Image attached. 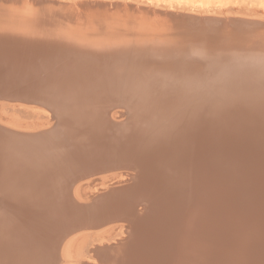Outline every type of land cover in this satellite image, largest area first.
I'll return each instance as SVG.
<instances>
[{
    "label": "bare ground",
    "instance_id": "obj_1",
    "mask_svg": "<svg viewBox=\"0 0 264 264\" xmlns=\"http://www.w3.org/2000/svg\"><path fill=\"white\" fill-rule=\"evenodd\" d=\"M16 1L20 2L22 0H20V1L16 0ZM7 2H6V5H7ZM35 2H36L35 4H37V1H35ZM8 4H9V2H8ZM116 4H114V5H116ZM205 4H206V2H205ZM0 5H2V4H0ZM20 5H21V3H20ZM62 5L63 4L61 2V8H62ZM68 5H70V4H68ZM154 5H155V3H154ZM7 6H9V5H7ZM7 6H6V8H8ZM47 6H49V5H47ZM57 6H60L59 2H58ZM57 6H56V8H57ZM64 6H66L65 3H64ZM80 6H82V5H80ZM86 6H88V5H86ZM94 6H96V5H94ZM117 6H118V4H117ZM10 7L12 8L11 5H10ZM21 7H20L21 11L19 12L20 17H18L19 15L15 16V14H16L15 11L9 12L10 9H9V11H8V9H6V11L8 13L0 14V16H1L0 18L6 19L5 20L6 25L11 24V26L7 27V26L1 25V23L3 21L0 22V25H1V27H0V122L2 123V124L0 123L1 126H3V127L9 126L7 128L12 129L14 131H17L19 133H24V132H22V128L30 129L31 127H34V128L39 127L38 125H40V124L43 125V123H41L40 119L38 122H35L34 124H32V122H30L29 120L26 121V119H23L22 117L24 115L22 116L23 113L21 114V109H19V107L16 104L5 102V101H11V100L7 99L9 96L6 95L7 93H5V91H8V93H13V92L15 93L18 91H20V92L29 91V93H31V92L42 93L44 96L45 95L47 96V99L45 98L43 100V103H45L46 105L52 106L54 108L58 107L56 105V103L58 104L59 101H61V97H63L65 94H67L65 91H63L61 89L62 88H69V87H71V85H77L79 88L81 87L82 90H83V88L89 89V87H91V86L96 87L97 93L99 92V97H100V91L101 90H102L101 93L103 96L100 97L102 100H100L101 104H99V105H97V104L94 105L95 103L94 104L92 103L93 105L89 104V106L88 105L87 106L82 105V109L85 106L87 108L89 107L88 110H86L87 108H84L86 110L84 113H81L84 111V109L83 110L81 109L82 111L79 112V115H81V116L83 115V117L80 118L81 121H83V123L80 122V120H79L80 123L77 121L74 123L72 120H76V119L72 118L71 115L70 116L69 115H63L64 112L62 110H64V109H59L57 111H59L60 114L56 115L58 117V119H57L58 121L55 120L58 123H57L56 129H53L54 131L52 130L50 133L47 132V133H43L41 135H34L35 133H30V135H22L21 136V135L15 133L13 131L9 130L10 132H8V131H5L4 129L2 130L0 128V131H1L0 132V145H4V147H7L10 145L13 146L14 144L18 145L19 143H21V145L23 144L24 147L27 149V152L24 153L25 160L29 161V160H32V155H33L32 153L34 152L33 147L36 148L37 146H39L40 148H43L44 145L52 144L54 142V140L57 139V137H58L57 135H59V133H65V134L67 133V135H69V137L70 136L73 137L74 135H78V133L80 135V133H82V132H91V130H89V129H93V128H91L89 125L83 126L84 124L87 125V123H89V122L90 123L92 122L91 125L94 128L96 127L97 130L99 129L98 131H100V129H102L101 131L105 132L106 135L111 133L112 138H114L113 145L110 144L112 147L113 146L117 147L118 143L124 139L123 137H126L127 138L126 141H128V142L126 143V141L125 142L123 141L124 143L127 144L126 148L124 150L127 154H130L132 151L133 152L135 151L134 156H137L136 158L138 160L136 161V159H135V161L133 163H134L135 168L137 169L136 171H137L139 177H137V178L135 177L136 180H133L136 182L133 183V184H135L134 186L130 187V189H129L130 192L128 191V189H126V191H125L126 193H125L123 190L124 188L120 189V190H123L121 192V194L116 193V192L113 193L112 198L107 199V201H108L107 203L112 204V206L119 207L118 211L121 212L120 216L123 215L121 217H124L126 219V221H128L130 223V228L132 229L133 235L140 236L142 238V241L147 243L146 245H149V246L140 247V248H132L128 251L125 250V252H127V253L123 252V254L126 255L125 260H127L128 262H132L139 255L146 253L144 251H156L158 258H157V260H155V258H154V260L157 261L154 264H196L198 262L200 264L201 263L200 261H203V262L209 261V264H264V237H263L264 234H262V233H264V113H262L260 116L258 115L260 113L259 109H261L258 106L264 105V104H262V103H264V95H263L264 92H261V94L259 96V98L261 97L260 98L261 100L256 101L255 99H252V100H248L247 102H244L243 104H241V106L238 105V107H240V109L242 110V113L244 115H249V116L252 115L253 116L255 114V111H258L257 116H259V118L257 117L258 119H256L255 121H254V119H251L253 121H251L249 123H245L247 121L246 120L244 122L245 125L240 124L241 126L239 127L238 126L239 123L237 124L238 121H236V123H235V120L232 117V115H234V114H231L230 110H229L230 114H228V112L226 110L227 108L232 107L231 104H228L230 101V97H232V96L234 97V95H236L235 92L237 91V89H236L237 85L235 82H227L226 81L227 84H224L225 87L224 86L222 87L223 89L225 88L224 91H222L220 94L219 93L215 94L216 96L214 95V97H212V100L210 99L211 101L207 100L208 98H205V100H203L204 99L203 98L204 93H202L203 94L202 100L200 98L199 101L193 102V100H195L194 98L196 97V96L193 97V99L191 100V98H192L191 92L193 91L194 86L192 87V85H190V84H188L189 86L185 85L189 78H186V77L184 78V75L188 70L187 69L185 70L184 67L181 65H180L181 68L184 69L186 72L184 73V71H183L184 74L179 72L180 74L178 73L179 74L178 76L176 74L177 77L175 78V80H177V81H175L176 85L175 84L174 85L175 86L178 85L179 87L185 85L186 87H183L182 88L183 91L181 90L180 93L175 92L173 94V92L168 91L169 90L168 86L171 85L170 79L174 83L173 77H171L172 73H170L171 76L168 75L169 77H171L168 80H167V78H166V80L163 79V78H165V76L163 77L161 75L169 74L168 72H170V71L172 72L173 66H176L177 63L179 64V62H177V60H176L177 58L174 59L177 62L176 64H175V62L171 61L173 59L172 58L170 61H171V63H174L175 65L174 64H173V66L171 65L172 67L170 68L171 69L170 71L167 70L168 67H170V64H169V66L166 65V64H168L167 62L170 63V61L166 60V63L164 62V64L163 63L160 65L158 64L159 68H152V71L148 69L147 71L144 70L142 72H138L140 74V76H137V77H134L132 75V77L137 78L136 80H138V77H139V79L143 78V80H144V78L147 75L148 76L151 75L153 78L152 79L153 82L160 79V76H161L162 81L163 80L164 81L160 84H157L155 82L156 86L159 87L160 90H158L159 88H157L155 86V87H152V92H151L149 89L146 90V88H149V87L147 86V84L145 85V83H143L145 80H147V83H149L148 78H150L151 76L150 77L147 76L148 78L145 79L143 82H141V79H140V81L132 80V83H130L131 72L132 71L135 72L134 71L135 69H133V68H135V66H137V64L135 65L132 62V60L129 59L132 57L131 54L125 53V52L122 53L121 51L118 52V46L119 45H116V42L114 45H111L112 42L111 43L110 42H108V43L104 42L101 38L102 34H99L100 36L98 35V37H100L102 42L106 43L108 46H102L103 44L101 45L99 42H96V41H98V39H96V41H95L96 43H85V40L82 39V37H83L82 34H79V33L74 34L73 32L65 30V28L64 29L63 28L58 29L59 26L54 27L56 22L54 23V25H51V27L48 25H45V26H48V27H45L44 24L42 25L43 21H41L40 24L42 27H37L36 26L37 23L34 21V19H37V16H40V17L43 16L44 22H46V24H47V22L50 21L49 19H51L52 17H53V19L56 18L54 16V14H57L58 12L55 13L52 11L51 14H48V12H47L48 15L46 14V16H45V14H44L45 9L43 12V7L37 8L38 6H36L37 9H31L32 7H29V6H25V7L23 6L22 8ZM73 7H76V6H73ZM100 7H101V5H100ZM102 7H103V4H102ZM114 7H116V6H114ZM56 8H54V9H56ZM86 8H88V7H86ZM89 8H90V6H89ZM91 8L89 10H91ZM131 8L129 9V11L131 10ZM147 8H149V7H147ZM76 9H77V7H76ZM76 9L73 11H76ZM1 10H2V8H1ZM1 10H0V12H1ZM64 10H65V8H64ZM54 11H56V10H54ZM99 11H100V8H99ZM102 11H103V8H102ZM171 11H173V10H171ZM90 12L91 11H89V15L92 13H95V12H92V13H90ZM114 12L118 13L117 11H115V9H114ZM119 12H121V11H119ZM133 13L134 12H132V14ZM85 14H86V12L83 15L86 16ZM103 14H100V15L102 16ZM22 15H26V16H22ZM59 15H61V14L59 13ZM66 15H67V17L70 16V15L68 16L67 13H66ZM74 15L76 16V14H74ZM97 15H98V13H97ZM100 15H98V16H100ZM140 15H141V12H140ZM187 15H189V14H187ZM117 16H118V14H117ZM120 16H122V15H120ZM130 16H131V13H130ZM71 17H73V15ZM71 17H69V20L71 19ZM95 17H96V15H95ZM97 17L94 18V20L95 19L97 20ZM43 18H41V19L43 20ZM100 18H98L99 22H100ZM102 18H103L102 20H104L103 16H102ZM115 18H116V16L114 17V19ZM117 18H120V17H117ZM168 19H170V18L168 17ZM191 19H190V22H191ZM0 20H2V19H0ZM66 20H67V18H65V21ZM102 20L100 23L95 21V24L96 23L98 25L102 24L103 23ZM107 20H108V18H107ZM135 20H134V22H135ZM259 20L261 21V19H259ZM73 21H76V20H73ZM106 21H104V22L106 23ZM244 21H245V19H244ZM253 21H255V20H253ZM51 22H54V20H52ZM51 22H50V24H51ZM84 22L85 21H83V23ZM92 22L94 23V21H90V23H92ZM107 22L108 23L110 22V18H109V21H107ZM134 22H131V23L134 24ZM154 22H155V20L153 21V23ZM175 22H176V19H175ZM214 22H218V21L215 20ZM261 22H259V24ZM74 23L76 24V22H73L72 24H74ZM64 24H65V22H64ZM70 24L71 23H69V25ZM170 24H172V23H170ZM255 24H256V22H255ZM261 24H263V26H264V23H261ZM146 25H149V24H146ZM256 25H255V27H256ZM38 26H40V25H38ZM72 26H74V25H72ZM104 26H106V25L104 24ZM128 26H130V25L128 24ZM229 26H230V23H229L228 27ZM242 26L243 25H241V27H238L237 29L242 28ZM100 27H101V25H100ZM100 27H98V28H100ZM255 27H254V25H252V28H250V27L249 28L251 30H253V28H255ZM261 27H262V25H261ZM122 28H123V25H122ZM126 28H127V26H126ZM146 28H148V27H146ZM215 28H216V26H215ZM249 28H247V29H249ZM127 29H129V28H127ZM183 29H185V27ZM198 29H199V27H198ZM222 29H224V28H222ZM247 29H246V32H247ZM101 30L103 31L104 29L101 28L99 30L100 33H102ZM148 30H150V28ZM195 30H196V27H195ZM202 30H201V32H203ZM215 30L219 31L217 29H215ZM240 30L241 29H239L238 31H240ZM251 30H249V31H251ZM255 30L258 31L261 29L257 28ZM135 31H133V32H135ZM142 31H143V29H142ZM212 31H214V30H212ZM227 31H226V33H228ZM119 32H120V29H119ZM129 32L133 33L132 30ZM165 32H163L164 36L162 34V36L164 37V39L162 38L163 40H166L165 39ZM192 32H191V34H192ZM149 33L151 34V32H149ZM149 33L146 34L145 36L143 35L145 37V39L142 38L141 35H140L141 37L140 36L137 37L138 38L137 40H138V42H141L140 43L141 45H143L142 43H144L145 40L147 41V39H148V41H150L149 39L150 38L152 39V37L154 39V36H153L155 34L154 32H153V34H151L152 36H150V38L146 39V37H148L147 35H149ZM187 33H189L188 30H187ZM257 33H260V32L258 31ZM95 34H97V33L95 32ZM122 34H121V38L119 36H117L116 38L119 37L120 39H122ZM141 34H143V33H141ZM157 34H155V35H157ZM209 34H210V32H209ZM240 34L243 35L242 33H240ZM108 35L109 34H107V35L105 34V36H108ZM131 35L129 34V38H131L130 37ZM135 35L137 36L138 34H135ZM159 35H161V34H159ZM171 35H173V34H170L169 38H171ZM215 35H217V34H214L213 36H215ZM227 35H229V34H227ZM234 35H236V34H234ZM102 36H104V34ZM111 36H109L110 38L108 37V39L111 40V38H112ZM125 36H126V38H124V35H123L124 40L129 39V38H127L128 34L126 35V33H125ZM187 36L185 35L186 38H187ZM203 36H204V34H203ZM207 36H209V35H207ZM207 36H204V38H206ZM211 36L209 38H211ZM225 36H224V38H225ZM84 37H86V36H84ZM139 37H140V39L142 38V40H144V42L140 41ZM172 37L174 38V35ZM88 38H87V40H88ZM93 38H96L95 35L93 36ZM180 38H183V37L180 36ZM201 38H202V35H201ZM220 38H221V36H220ZM108 39L106 38V40H108ZM133 39H136V37H134ZM158 39H159V42H161L162 39L160 40V37ZM216 39H217V37H216ZM222 39H223V37H222ZM154 40H156V38ZM130 41L127 40V42H130ZM133 41H135V40H133ZM192 41H195V40L192 39ZM117 42H118V39H117ZM135 42H137V41H135ZM138 42H137V45H138ZM155 42L156 41H153L151 43L152 44L154 43V45L156 46L157 42L156 43ZM164 42H167V41H164ZM147 43H145V44H147ZM170 43H172V42H170ZM140 44H139V47H141ZM164 44H166V43H164ZM179 44L182 45L181 43H179ZM192 44H194V43H192ZM127 45L128 44L126 43V46ZM151 45H149L148 49L151 48ZM159 45H158V47H159ZM187 45L191 46L189 43ZM155 46H154V49L157 47V46L156 47ZM143 47H145V46H143ZM163 47H167V46L164 45ZM170 47H174V46L171 45ZM170 47H169V50L171 49ZM132 48L134 50V46ZM179 48L180 47L177 48V51H176L177 54H178ZM185 48H187V47H185ZM194 48H196V47H194ZM146 49H147V47H146ZM156 49L158 50L159 48H156ZM161 49H162V47H161ZM167 49H168V47H167ZM167 49H164V50H167ZM181 49H182V47H181ZM196 49H198V48H196ZM196 49L193 51H196ZM128 50H129V48H128ZM135 50H137V49H135ZM151 50H149V51H151ZM129 51H131V50H129ZM138 51H139V48H138ZM144 51H145V49H144ZM149 51H146V52L149 53ZM153 51L155 52L156 50H152V54H154ZM162 51L160 50V53H159V51H158V53L161 54ZM167 51H165V52H167ZM187 52H189V50ZM136 53L138 55V52H136ZM142 53L144 54V52H142ZM170 53H171V51H170ZM190 53H192V52H190ZM155 54H156V52H155ZM155 54H154V56H155ZM162 54L160 56H162ZM171 54L175 55V57L177 55L175 52L171 53ZM185 54H189V53H185ZM185 54H184V56H186ZM197 54H199V53H197ZM259 54L258 55L260 57H259V59L258 58L257 59L263 60L264 57L261 56V53H259ZM167 55H168V53H167ZM199 55H198V57H200ZM212 55H214V54H212ZM229 55L230 54L226 55V57L224 55L225 59L226 58L228 59ZM244 55L246 56V54H243V56ZM138 56H137V59H139ZM165 56H166V54H165ZM168 56L171 57L170 55H168ZM204 56L207 57L206 54ZM219 56H218V58H219ZM155 57L157 58V56H155ZM212 57H215V55ZM212 57H211V62H212ZM247 57H250V56H247ZM132 58L136 60V58H134V57H132ZM146 58L150 59L149 54L146 55ZM162 58H161V61L163 62V60H165L167 57L163 60H162ZM191 58H194L193 55L191 56ZM207 58H205L204 61H206ZM222 58L223 57H221L219 59L222 60ZM233 58L234 57H232V59ZM242 58L245 59L244 57H242ZM143 59H145V58H143ZM202 59H204V57ZM235 59H233V60L235 61ZM253 59H255V58H253ZM135 60H133V61L136 63ZM151 60H153V59H151ZM192 60L194 63L195 62L194 59H192ZM226 60L225 61L223 60V62H225V64L227 63ZM233 60H231V61H233ZM240 60H242V59H240ZM246 60H248V59H246ZM185 61H187V59ZM185 61H183L182 65H184ZM208 61H210V60H208ZM213 61L215 62L216 59H214ZM231 61H228V62L231 63ZM236 61H238V60L236 59ZM256 61L254 63L255 65L258 62V61L257 62ZM139 62H140V59H139ZM149 62L150 61L148 60L146 65H148ZM158 62L159 61H157V63ZM238 62L240 63V61H238ZM248 62H249V60H248ZM250 62L253 63V61L251 59H250ZM250 62L248 63L249 65H250ZM262 62H264V60ZM262 62H258V63L261 64ZM189 63H192V62H189ZM208 63H206V64H208ZM230 63H228V64H230ZM241 63H243V62H241ZM152 64H153V62H152ZM187 64H188V62L185 63V65H187ZM215 64H216V62H215ZM245 64H247V63H245ZM165 65L167 66V69H166ZM217 65H219V63ZM261 65L259 67H261ZM155 66H157V64H155ZM187 66H189V65H187ZM192 66H195V65H192ZM226 66L228 68H232L231 64L230 65L226 64ZM256 66H255V68H256ZM142 67H147V66H142ZM227 67L226 68L224 67V69H223L224 72L227 69ZM235 67L238 68V66H235ZM263 67H264V65L262 66V69H263ZM201 68H204V67H201ZM209 68L211 69L213 67H209ZM245 68H246V66L243 68V70ZM177 69H178V71L180 70L179 68H177ZM195 69H196V67H195ZM195 69L193 71H195ZM197 69H199V68H197ZM215 69H216L215 71L213 70L214 72L219 70L217 67H215ZM199 70H196V71H199ZM241 70L242 69L240 68V71ZM220 71H222V70H220ZM226 71H230V70L228 69ZM238 71H239V69H238ZM206 72H209V71H206ZM209 73H211V72H209ZM230 73H231V76H233L232 72H230ZM246 73H247V71L245 72V74ZM248 73L250 74L251 72H248ZM182 74H183V78H181ZM201 74H202V72H201ZM204 74H205V72H204ZM215 74L217 76V73H215ZM220 74H219V76H220ZM239 74H237V75H239ZM249 74H248V76H254V75H256V72L254 75H253V73H251L252 75L251 74L249 75ZM186 75H187V73H186ZM212 75H213V73H212ZM240 75L242 76V73ZM174 76H175V74H174ZM231 76L230 75L225 76L222 73V79H223V77L224 78L228 77V79H229V78H231ZM262 77H263V75L261 76V78ZM190 80H193V78ZM190 80H188V82ZM201 80H202V78H201ZM228 81H231V79H229ZM192 82L194 83V81H192ZM197 82L199 83L201 81L198 80ZM244 82H245V80H244ZM129 83L131 84V86ZM221 83H223V82H221ZM196 84L197 83L195 81V85ZM209 85H211V84H209ZM220 86L221 85L218 84V85H216V87L215 86H209V87L211 88V91L214 92V90H217ZM74 87L75 86H73V89H74ZM131 87L133 89H134V87H135V89H137V88L141 89V91L139 90L142 94L141 97L142 98H144V96H145V98L147 97L146 100H143V104L141 102V104L139 105V102H140L139 101L137 103L138 104L137 107L135 104L136 103L135 100L131 99V98H133L132 97L133 95L132 96L128 95V93H130L132 91L128 92L127 88H130L131 90H133ZM167 88H168V90H167ZM210 88H208V89L205 88L204 92H206V89L209 92ZM80 89H78V90H80ZM88 89L87 90L85 89V90H86V92L89 91V93H90L91 89H89V90ZM98 89H100V90H98ZM199 89H201V88H199ZM194 90H196V89H194ZM201 90H203V89H201ZM72 91H75V90H72ZM126 91L128 92L127 94H126ZM139 91L137 90L136 92H139ZM154 91H157V92H154ZM63 92L65 94H62ZM84 93H85V91H84ZM92 93H91V95L94 94L93 95L94 97H95V95H97V94H95V92L93 94ZM257 93H259V92H256L255 94H257ZM73 94L74 93H72V95ZM76 94H74V95H76ZM196 94H198V91ZM196 94H194V95H196ZM70 95L68 98H70ZM89 95H88V97L90 100L91 97ZM139 95H140V93H139ZM198 95H200V94H198ZM258 95H256V96H258ZM76 96L79 99H81V101L84 97L83 92L82 93L79 92ZM76 96H75V98H76ZM192 96H193V94H192ZM208 97H210V95ZM237 97H236V99H237ZM65 98H67V97H65ZM92 99H93V97L91 98V101H92ZM122 99H123V102H126V104L128 106L127 108H130V115H133V113L135 114V112L137 111V114H136V116L138 118L137 120H139V122L140 121L141 122L142 121L148 122L151 127L148 126V124H147V126H148V128L149 127L152 128V130L150 129V131H152V133L151 132H149L147 134L145 133L144 136H141L138 131H134L133 133L127 134V132L129 131V129H128L129 127H126V125H124L125 127L121 126L118 128L115 125V124H118L116 121H119V120H117V116H116L117 114L116 115L114 114L116 117L115 116L110 117V112H111L110 106H112L113 103H116L119 106V103L121 104ZM231 99L234 100L235 98L234 99L231 98ZM64 100H66V99H64ZM72 100H73V97H72ZM196 100H198V98ZM232 100L230 101L231 103H232ZM70 101H71V99H70ZM95 101H96V99H95ZM118 101H120V102L118 103ZM73 102H77V104H78L79 100L78 101L75 100ZM67 103H68V100L66 102V105H67ZM84 103L85 102H82V104H84ZM96 103H98V102L96 101ZM61 104H62V102H61ZM70 104H71V102H70ZM77 104H76L77 107L75 106L76 108L75 107L74 108L77 111H79L80 107H78L79 104L78 105ZM202 105H204V106L206 105L208 107L203 108ZM227 106H231V107H227ZM233 107H232V109H233ZM63 108H64V106H63ZM68 108H71V107L68 106ZM121 108H122V106H121ZM125 108H126V106H125ZM127 108H126V110H127ZM134 109H136L135 112H134ZM67 110H69V109H67ZM119 110H120V108H119ZM241 110L238 109V113ZM71 111H74V109L70 110V114L72 113ZM113 111H114V109H113ZM116 111L117 110H115V112ZM123 112H125V111L123 110ZM161 112L164 113L166 117L161 118L164 120L162 122H160V119H159V123H161V124H158L157 123L158 117L160 118V116H158V115L161 114ZM53 113H54V111H53ZM53 113H52V116L54 115ZM65 113H69V111H65ZM75 113L77 114L78 112H75ZM111 113L113 114V112H111ZM233 113H234V111H233ZM240 114H241V112H240ZM73 115H74V113H73ZM244 115H241V116H244ZM56 116H55V118H56ZM161 117H163V116L161 115ZM133 118H134V116H133ZM237 118H238V116H237ZM239 119H240V117H239ZM37 120L38 119H35V121H37ZM130 120H131V118H130ZM249 120H250V117H249ZM44 121H46V119H44ZM127 121H129V120H127ZM201 121H203V123ZM243 121H244V119H243ZM130 122H132V120ZM121 123H122V121H121ZM135 123H136V120H135V122H133V124H135ZM80 126H83V127H80ZM144 126L147 127L146 125H144ZM127 129H128V131H127ZM42 130H44V129H42ZM133 130H135V129H133ZM94 131H96V130H94ZM94 131H93V133H94ZM141 131H143V129ZM147 131L148 130H146V132ZM84 135L87 136L86 134H84ZM84 135H80V136L84 137ZM80 136L79 137L75 136V138L76 137L77 138L70 143V149H71V144L73 147L71 149L72 152L70 151V149H68L70 151L69 155H72L71 153L75 154L74 157L76 156L75 158L80 163H78V162L72 163L73 161H75L74 159L73 160L70 159L72 161H69V160L64 161V159L60 158L59 153L50 154L51 151H49V152L46 151L47 152L46 153L44 148H43L42 152L39 153L38 157L35 158L37 160V163L35 166L39 165V167H40V170L38 171L39 173L35 175L34 173L32 174V172L25 170V172H24L25 174L21 173V174L25 175L24 177H22L23 175L20 174L19 177H21L23 179L25 177L33 178V179H31V180H33L32 181L33 185L32 186L30 185V186L33 187L34 189H33V191L28 189L29 191L32 192V194L34 191L38 193V192H41L42 190H44V191L46 190L45 191V199L42 198V200H44V201L47 200V201H45V202L43 201V203H44L43 205L40 203V201H38V202L31 201L32 196H30L31 195L30 192H29L30 193L29 196L31 197L30 198L31 202L29 200L28 201L23 200L24 194H21L22 190L24 189L23 185H22L23 180H19V181L15 180V182L13 181V183L11 182V184L9 183L10 181L9 182L7 181L10 185L9 186H7L8 184L5 185V183L3 181L7 177V174H9L7 172L8 170L6 168L11 167L10 170H12V171H13V169H15L16 166L11 164L12 163L11 161H13L16 158V156H14L12 154L13 152L11 154H7L6 153L7 151L5 152V150H3V152L5 154L0 153L1 154L0 155V230L4 231L3 233H5V236H7L6 234H9L10 236H11V234L14 236H17L19 234V236H18L20 238L19 241L22 243H25L24 247L20 246V247L16 248L15 246H10V248L12 247L11 248L12 252L7 253V254H11L10 257L7 256L9 258V259L7 258V260L10 261V262H8L9 264H29V263H27L28 262L27 260H28V253H29L28 251H29L30 247L32 246V244H30V243L34 239H35L34 241L36 242L37 239L41 238V237H35V238H33V237L35 236V234H37V233L39 234V232H41V230H47L50 228V227L46 228V226H49L48 220H49V218H51V216H53V214H55L56 211H63V212L66 211V213H67V211H69V210H66V208L69 207V208H72L74 210V213L72 211L71 216L75 217L77 214L78 216L80 215L79 217H82L83 212L88 213L91 210L90 208H87V207H89V205H91V206H93V208L95 209L96 212H100V211H102L103 206L101 204H103V203H99V202L101 200H103L106 197V195H108L107 193H109V191L111 189L118 188V186L117 187H114V186L111 187L108 184L111 179H113V178L115 179L116 175L113 176L112 174L110 176H107V177L104 176L103 178H102V176L101 177L98 176L99 178H96V179L92 178L93 180L89 179L83 183H80V184L74 186L78 182L79 177L75 176V174H77V173H74V172L72 173V171L76 168L78 169L79 166L81 168H83L81 166V162H82L81 157H84V156L86 157V156L90 155L89 153H91V152L88 153L85 150L86 145L83 141L82 142L84 143L85 148L81 145V141L78 140V138L80 139ZM22 138H24V139H22ZM83 139L84 138H82V140ZM209 139H210V141H211V139H215L214 140L215 142L209 146H206V143H207L206 140H209ZM217 139H219V141ZM60 142H58V143H60ZM122 144L123 143L121 142V146H122ZM64 146H65V144H64ZM62 147H63V145H62ZM67 148H69V147H67ZM91 148L92 147H90V149ZM105 148H107V147H105ZM94 149H95V147H94ZM96 149L93 151H95V152L97 150L100 151L99 148L97 150ZM115 149L117 151V148H115ZM62 150L64 151V149H62ZM101 150H103V151H100L101 154L100 155L98 154L99 157L96 159V160L99 159L98 161H101L102 159H104L101 161V163H103V161L104 162L109 161L106 159L107 158L106 156H108V158H109V156H113V157L115 156L114 161L116 163H118L119 161L121 163L122 161L124 162L126 160V157L122 156L121 155L122 153H119L120 150L116 153V152H114V149H113V152L115 153L114 155H113V153L110 154V152L107 151L108 149L106 150V152L102 148H101ZM53 151H54V149H53ZM62 152H60V153H62ZM64 152H66V151H64ZM85 152H86V154H85ZM103 153H104V155H103ZM69 155L67 154V156H69ZM65 157H66V154H65ZM90 157H91V159H90L91 161H88L89 160L88 159L87 160L88 162L93 161L92 156H90ZM59 158H60V160H59ZM67 158L68 157H66L65 159H67ZM69 158H73V157L71 156ZM61 159H62V161H61ZM63 162H66L67 164L65 165V163H63ZM62 163H63V165H62ZM82 163H85L84 159H83ZM8 164H10V165H8ZM76 164H78V165H76ZM109 164H111L110 161H109ZM96 165H98V164H96ZM170 165H172L174 167V169H173L171 166V168H172L171 170H174V176H172L173 173L171 175H169L168 171H166V172L164 171L165 169H167L168 166L170 168ZM108 166L106 167V170L107 169L109 170V167H112V165L109 167ZM87 167L89 168L90 166H87ZM99 167H100V165H99ZM84 168L82 171L87 172V170ZM135 168L133 170L134 172H136ZM93 169L91 166L90 169H88V171H91V170L94 171ZM31 170H33V169L31 168ZM128 170L130 171V169H128ZM100 171H101V169H100ZM75 172H77V170ZM79 174H77V175H79ZM81 176H83V174ZM118 176H119V174H118ZM171 176L174 178L176 177L175 181L172 182V179L169 180L171 178ZM19 177L17 179H19ZM83 177H81V178H83ZM101 178L102 179L105 178L106 181L103 182L104 180H102ZM28 179H27V181H28ZM98 179L100 181L102 180V183L101 182L99 183L102 185V187L106 186V187H104V189L102 188L100 190V187L97 186L98 183L96 180H98ZM179 179H180V181H179ZM9 180H10V178H9ZM83 180H84V178H83ZM99 180H98V182H99ZM194 180L198 181L199 183L198 184L196 183L197 185L194 186V188L191 187V189H192L191 190L189 182L190 181L196 182ZM80 181H82V180H80ZM95 181H96V183H95ZM118 181H119V179H118ZM5 182H6V179H5ZM202 182H203V184H202ZM208 183H210V184H208ZM206 184H208L209 186H207ZM70 185H71V187L69 188V190H67L66 186H70ZM112 185H117V184L113 183ZM27 187L30 188L29 184ZM133 187H135L134 190H133ZM92 189H94V190L96 189V192L91 191ZM25 190H27V189H25ZM38 190H40V191H38ZM67 191H68V193H67ZM25 192L26 191H24V193ZM13 193H14V195H17L19 198L22 197L23 199L22 198L21 199L12 198ZM122 193H124V194H122ZM20 194H21V197H20ZM27 195H25V196L27 197ZM38 196H39V194H38ZM42 196H43V194H42ZM34 197H36V196H34ZM100 198H102V199H100ZM28 199H29V197H28ZM39 199L41 200V198H39ZM233 199H235L237 201V204L234 203L233 205H229L230 200H233ZM134 200H136V202L144 201L145 203H147L145 212L140 214L138 211L135 210L134 204L136 202H134ZM233 202L234 201H232V203ZM57 213L58 212H56V215H57ZM60 213H58V214H60ZM62 214H60V215L62 216ZM65 215L66 216H63V217L67 218L68 215L67 214H65ZM56 218H58V217H56ZM105 219L108 220V217L107 218L104 217L101 219L96 218L93 221L92 220L91 221L94 222L95 225H98V224L103 225L104 222L106 221ZM53 222H55V221H53ZM68 224H69V222H68ZM132 226H133V228H132ZM228 226H230V227H228ZM246 226L251 227V232L247 233V235L245 233H244L245 235H237L234 240L229 238L228 235L231 234L230 232L245 228ZM66 227L68 229L65 228V231L67 229V230H69V232L68 233L66 232V234H67L66 236L64 235L66 238L61 239L62 242L65 239H67V241L64 243L65 248L63 249V251L62 250L61 251L59 250V251L61 252V254H62V252L64 253L66 251L68 260H67V258L65 260L70 262V264H94L93 262L90 263L88 260H86L85 259V258H87L86 256L89 255V257L92 259H100L105 255H102L100 258L97 256L99 254H102V253H108V251L112 252V254L114 256V252H116V251H114V250H116V248H115L116 244L115 245H112L111 243L106 244L104 242V240L110 239V237L113 234L119 233V232L115 231L117 229V227H116V229H114L112 227L106 233L100 232L97 230L79 231L80 229L78 227L77 222L71 223L70 225H68ZM93 227H96V226H93ZM121 228H123V226ZM51 229H49L50 232H48V236H45L46 238H44V239L45 240H47L48 238L51 239V237L55 236L56 238L58 237V240H59V238L61 236L60 234H62L61 230L59 231L56 228V232H55V234H53V229L52 230ZM105 230H107V229H105ZM120 231H121V233H123V232L125 233V231H123V230H120ZM45 234H47V233H45ZM69 234H70V236L68 238ZM73 234H74V236H73ZM0 235H2V234H0ZM107 236H109V238H106ZM0 237H2V236H0ZM2 238H4V237H2ZM61 238H63V236ZM121 238H122V236H121ZM45 240H44V242H46ZM224 240H226V242H223L224 245H221V242ZM100 241H103V242H100ZM118 241H119V244L123 243V240L122 241L118 240ZM0 242H2V240ZM46 244H47V242H46ZM138 245L141 246V245H143V243H139V244H137V246ZM64 246H62V247H64ZM39 247H40V245H39ZM2 250H3V247H2ZM2 250H1V252H2ZM31 250H32V248H31ZM45 250H46V252H44ZM48 250L49 249H48V245H47L46 247L43 248V251H42L46 260H49V257H48L49 253L47 252ZM100 251H102V253ZM3 252H5V251H3ZM52 253H53V251H52ZM43 254H41V256ZM33 255H35V253H32V257H33ZM143 257H144V255H143ZM114 258H116V259H114ZM114 258H113V260H118V258L121 259L122 255H121V257L115 255ZM54 259L55 258L53 256L51 259L52 260L51 263H53ZM87 259H89V258H87ZM111 260L112 259H110L109 261H111ZM145 260H146V258H145ZM145 260H143V261L141 260L142 262L140 261L141 263H139V262L138 263L139 264H152V260H149V259H147V261H145ZM57 261H56V263H57ZM99 261H97V262H99L98 264L104 263L103 262L104 260H102V259H100ZM105 262H106V260H105ZM43 263L48 264L49 261H47V262L43 261ZM43 263H40V264H43ZM58 263H59V261H58ZM201 264H203V263H201Z\"/></svg>",
    "mask_w": 264,
    "mask_h": 264
},
{
    "label": "rangeland",
    "instance_id": "obj_2",
    "mask_svg": "<svg viewBox=\"0 0 264 264\" xmlns=\"http://www.w3.org/2000/svg\"><path fill=\"white\" fill-rule=\"evenodd\" d=\"M9 2V4H8V2ZM20 1V0H19ZM35 1H37V4H35L36 2ZM59 2V4H60V6H57L58 5V2ZM22 0V1H20V2H18V1H16V0H0V4H2V5H0L1 7H0V10H1V8H2V10H1V12H0V14H3V13H8L7 11H6V9H8V11H9V9H10V11L9 12H12V11H15L16 12V14H15V16L16 15H19L18 17H20V7L22 6H29V7H32L31 9H37V8H41V7H43V12H44V9H45V12H44V14H45V16H46V14H47V12H48V14H51V12L53 11V12H55V13H57V14H54V16L56 17V18H54L53 19V17L51 18V19H49L48 21L49 22H47V24H46V22H44V18H43V16L42 17H40V16H37V19H34V21L38 24V25H40V26H38L37 24H36V26L37 27H42L41 26V21H43L42 22V25L44 24V26L45 25H48V26H50L51 27V25H54V23H55V25H54V27H56V26H59L58 27V29H64L65 28V30H67V31H70V32H73L74 34H82L83 35V37L84 36H86V37H82V39L83 40H85V43H96V42H99L102 46H108L106 43H104V42H112L111 43V45H114L115 44V42H116V45H119L118 46V52H125V53H129V54H131V56L132 57H134V58H136V60L135 59H133L131 56V58H129L130 60H132V62L136 65L137 64V66H135L134 64V66H135V68H133V69H135L134 71L135 72H131V79H130V83H132V80H136L137 78H134V77H137V76H140V74L138 73V72H142V71H147L148 69L149 70H151L152 71V68H159V66H158V64L160 65V64H164V62L166 63V60H171L172 58V62H175V64L177 63V62H179V64L177 63V65L176 66H173V64L174 63H171V61H170V63L169 62H167L168 64H166L167 66H169V64H170V67H168V69H167V66L165 65V67H166V69L167 70H171L170 68L173 66V68H172V72L170 71V72H168L169 74H165V75H161V76H165V78H163V79H165L166 80V78H167V80L168 79H170L171 77H173V81H174V83L172 82V80L170 79V81H171V87L170 86H168V88H169V90H168V88H167V90L169 91V92H173V94L175 93V92H177V93H180L181 92V90H182V88L183 87H186L185 85H187V86H189L188 84H190V85H192V87L194 86V89H196L197 91H198V94H200V95H198V94H196L197 93V91L196 90H194L193 89V91L191 92V100L193 99V97H197L198 98V100H196L197 98L195 97L194 99L195 100H193V102L194 101H199V99L201 98V100H202V97H203V94L202 93H204V99L203 100H205V98H208L207 100H209V101H211L212 100V97H214V95L215 94H220L222 91H224V89L222 88L223 86L225 87V85L224 84H227V82H235L236 83V85H237V87H236V89H237V91L235 92L236 93V95H234V97L232 96V97H230V101L232 100L231 98H235L234 100H232V103L229 101V103L228 104H231V106L233 107V109H232V107L231 106H227V107H231V108H227L226 110H227V112H228V114H234V115H232V117L234 118V120H235V123H236V121H238L237 122V124H238V126L240 127L242 124H244V122L245 123H249V122H251V121H253V120H251V119H254V121L256 120V119H258L259 118V116L262 114V113H264V105H261V106H258V107H260L261 109H259V111H260V113L258 114L259 116H257V112L258 111H255V114L252 116H249V115H244L243 113H242V110L240 109V107H238V105L239 106H241V104H243L244 102H247L248 100H252V99H255L256 101L257 100H261L260 98H259V96H260V94H261V92H264V67H263V69H262V66L264 65V62H262L263 60H258L259 59V53H261V56L262 57H264V26H263V24H261V23H264V0ZM118 1V2H117ZM6 2H7V5H9V6H7L6 5ZM33 2V3H32ZM42 2V3H41ZM61 2H62V8H61ZM87 2V3H86ZM118 4V6H117V4ZM205 2H206V4H205ZM4 3V4H3ZM14 3V4H13ZM20 3H21V5H20ZM45 3V4H44ZM55 3V4H54ZM64 3H65V5L66 6H64ZM100 3V4H99ZM112 3V4H111ZM139 5H138V4ZM154 3H155V5H154ZM18 4V5H17ZM68 4H70V5H68ZM72 4V5H71ZM102 4H103V7H102ZM110 4V5H109ZM114 4H116V5H114ZM134 4V5H133ZM10 5L12 6V8L10 7ZM38 6L37 8H36V6ZM47 5H49V6H47ZM57 6V8H56V6ZM80 5H82V6H80ZM86 5H88V6H86ZM94 5H96V6H94ZM99 5V6H98ZM100 5H101V7H100ZM129 5V6H128ZM151 5V6H150ZM172 5V6H171ZM6 6L8 7V8H6ZM51 6V7H50ZM69 6V7H68ZM73 6H76L77 7V9H76V7H73ZM89 6H90V8H91V10H89L90 8H89ZM114 6H116V7H114ZM10 7V8H9ZM21 7V8H22ZM56 8V9H54V8ZM72 7V8H71ZM86 7H88V8H86ZM132 7V8H131ZM147 7H149V8H147ZM170 7V8H169ZM174 7V8H173ZM185 7V8H184ZM52 8V9H51ZM64 8H65V10H64ZM74 8V9H73ZM86 8V9H85ZM99 8H100V11H99ZM102 8H103V11H102ZM120 10H119V9ZM128 8V9H127ZM131 8V10L129 11V9ZM205 8V9H204ZM50 9V10H49ZM72 9V10H71ZM76 9V11H73V10H75ZM83 9V10H82ZM93 9V10H92ZM112 9V10H111ZM114 9H115V11H117L118 13H116V12H114ZM166 9V10H165ZM190 9V10H189ZM54 10H56V11H54ZM71 10V11H70ZM80 10V11H79ZM91 11L90 13H92V12H95V13H92V14H90L89 15V11ZM109 12H108V11ZM137 10V11H136ZM140 10V11H139ZM171 10H173V11H171ZM66 11V12H65ZM73 11V12H72ZM119 11H121V12H119ZM124 11V12H123ZM69 12V13H68ZM72 12V13H71ZM81 12V13H80ZM86 12V16H84L83 14ZM132 12H134L133 14H132ZM140 12H141V15H140ZM148 12V13H147ZM152 12V13H151ZM161 12V13H160ZM165 12V13H164ZM178 12V13H177ZM59 13L61 14V15H59ZM66 13L68 14V16L69 17H71L72 15H73V17H71V19L69 20V17H67V15H66ZM97 13H98V15H100V14H103L102 16L104 17V20H102L103 18H102V16L100 15V16H98L97 15ZM112 13V14H111ZM116 13V14H115ZM121 13V14H120ZM130 13H131V16H130ZM145 13V14H144ZM151 13V14H150ZM43 14V15H44ZM47 14V15H48ZM74 14H76V16L74 15ZM88 14V15H87ZM117 14H118V16H117ZM122 15V16H120V15ZM129 14V15H128ZM149 14V15H148ZM187 14H189V15H187ZM207 14V15H206ZM63 15V16H62ZM95 15H96V17H97V20L95 19L94 20V18H96L95 17ZM109 17H108V16ZM145 15V16H144ZM191 15V16H190ZM22 16H26V15H22ZM59 16V17H58ZM65 16V17H64ZM116 16V18L114 19V17ZM129 16V17H128ZM226 18H225V17ZM232 16V17H231ZM1 17V16H0ZM77 17V18H76ZM92 17V18H91ZM101 17V18H100ZM108 18V20H107V18ZM117 17H120V18H117ZM122 17V18H121ZM133 19H132V18ZM168 17L170 18V19H168ZM175 17V18H174ZM218 17V18H217ZM246 17V18H245ZM41 18H43V20L41 19ZM50 18V17H49ZM65 18H67V20L65 21ZM98 18H100V22H101V20H102V24H95V21L96 22H98V23H100L99 22V20H98ZM109 18H110V22L108 23L107 21H109ZM130 18V19H129ZM138 18V19H137ZM155 18V19H154ZM192 18V19H191ZM217 18V19H216ZM253 20H255V21H253ZM257 18V19H256ZM0 19H2V20H0V22H4L5 23V20L6 19H4V18H0ZM91 19V20H90ZM122 19V20H121ZM125 19V20H124ZM127 19V20H126ZM136 19V20H135ZM175 19H176V22H175ZM181 19V20H180ZM190 19H191V22H190ZM233 19V20H232ZM244 19H245V21H244ZM259 19H261V21L259 20ZM52 20H54V22H51ZM57 20V21H56ZM61 20V21H60ZM73 20H76V21H73ZM80 22H79V21ZM107 20V21H106ZM115 20V21H114ZM130 20V21H129ZM134 20H135V22H134ZM155 20V22L153 23V21ZM158 20V21H157ZM218 21V22H214V21ZM231 20V21H230ZM236 20V21H235ZM239 20V21H238ZM83 21H85L84 23H83ZM90 21H94V23L92 22V23H90ZM104 21H106V23L104 22ZM118 21V22H117ZM125 21V22H124ZM129 21V22H128ZM184 21V22H183ZM186 21V22H185ZM193 21V22H192ZM1 23V25H3V26H11V24L10 25H6V23L4 24V23ZM50 22H51V24H50ZM64 22H65V24H64ZM73 22H76V24L74 23V24H72ZM113 22V23H112ZM131 22H134V24L133 23H131ZM159 22V23H158ZM164 22V23H163ZM174 22V23H173ZM223 22V23H222ZM255 22H256V24H255ZM259 22H261L260 24L262 25V27H261V25L259 24ZM69 23H71L72 25H74V26H72L71 24L69 25ZM89 23V24H88ZM123 23V24H122ZM132 25H131V24ZM170 23H172V24H170ZM181 23V24H180ZM199 23V24H198ZM229 23H230V28L228 27V25H229ZM50 24V25H49ZM57 24V25H56ZM91 24V25H90ZM93 24V25H92ZM104 24L106 25V26H104ZM128 24L130 25V26H128ZM136 24V25H135ZM141 24V25H140ZM146 24H149V25H146ZM151 24V25H150ZM170 24V25H169ZM185 24V25H184ZM216 24V25H215ZM228 24V25H227ZM248 24V25H247ZM1 25H0V27H1ZM88 25V26H87ZM98 25V26H97ZM100 25H101V27H100ZM120 25V26H119ZM122 25H123V28H122ZM135 25V26H134ZM146 25V26H145ZM181 25V26H180ZM200 25V26H199ZM214 25V26H213ZM225 25V26H224ZM241 25H243L242 26V28H239V29H241L240 31H238L239 29H237L238 27H241ZM252 25H254V27H255V25H256V27L255 28H253V30H251L250 28H252ZM48 26H45V27H48ZM67 26V27H66ZM86 26V27H85ZM108 26V27H107ZM126 26H127V28H129V29H127L126 28ZM150 26V27H149ZM166 26V27H165ZM196 27V30H195V27ZM210 26V27H209ZM215 26H216V28H215ZM222 26V27H221ZM232 26V27H231ZM250 28H249V27ZM258 26V27H257ZM69 27V28H68ZM98 27H100V28H98ZM105 27V28H104ZM131 27V28H130ZM146 27H148V28H146ZM185 27V29H183ZM198 27H199V29H198ZM207 27V28H206ZM101 28H103L104 30L102 31L101 30V32L102 33H100V29ZM120 29V32H119V29ZM125 28V29H124ZM136 30H134V29ZM146 28V29H145ZM150 28V30H148ZM180 28V29H179ZM187 28V29H186ZM192 28V29H191ZM201 28V29H200ZM205 28V29H204ZM222 28H224V29H222ZM227 28V29H226ZM247 28H249V29H247ZM261 29V30H258L260 33H257L258 31L257 30H255V29ZM40 29V28H39ZM86 29V30H85ZM142 29H143V31H142ZM203 29V30H202ZM209 31H208V30ZM215 29H217V30H219V31H216ZM226 29V30H225ZM246 29H247V32H246ZM125 30V31H124ZM132 30V32L133 31H135V32H133V33H131V32H129V31H131ZM138 30V31H137ZM187 30H188V32L190 33H187ZM200 30V31H199ZM201 30L203 31V32H201ZM212 30H214V31H212ZM228 30V31H227ZM231 30V31H230ZM249 30H251V31H249ZM124 31V32H123ZM127 31V32H126ZM142 31V32H141ZM151 32V34H153V32L155 33V34H157V35H153L154 36V39L156 38V40H154L153 39V37H152V39L150 38V36H152L149 32ZM166 31V32H165ZM192 32V34H191V32ZM226 31L228 32V33H226ZM238 31V32H237ZM255 31V32H254ZM262 31V32H261ZM92 32V33H91ZM95 32L97 33V34H95ZM104 32V33H103ZM116 32V33H115ZM123 34H122V33ZM137 32V33H136ZM147 32V33H146ZM162 32V33H161ZM163 32H165V39L166 40H163L164 39V34H163ZM177 34H176V33ZM208 32V33H207ZM209 32H210V34H209ZM224 32V33H223ZM237 32V33H236ZM251 34H250V33ZM125 33H126V35L128 34V37L127 38H129V34L131 35L130 37L131 38H129V39H125L124 40V38H126V36H125ZM141 33H143V34H141ZM148 34L149 33V35H147L148 37H146V39L147 38H150L149 40L150 41H148V39H147V41L145 40V42H144V40H142V38H144L145 39V35L146 34ZM213 33V34H212ZM231 33V34H230ZM240 33H242L243 35H241ZM253 33V34H252ZM262 33V34H261ZM99 34H104V36H102L101 35V38H102V40L104 41V42H102V40L100 39V37H98V35ZM105 34L107 35V34H109L108 36H105ZM115 34V35H114ZM121 34H122V39H120L121 38ZM135 34H138L137 36L135 35ZM159 34H161V35H159ZM162 34H163V36H162ZM170 34H173L174 35V38L172 37L173 35H171V38H169V36H170ZM180 34V35H179ZM189 34V35H188ZM203 34H204V36H207V35H209V36H207L206 38H204V36H203ZM214 34H217V35H215V36H213ZM227 34H229V35H227ZM234 34H236V35H234ZM250 34V35H249ZM89 35V36H88ZM95 35V37L96 38H93V36ZM112 35V36H111ZM123 35H124V38H123ZM142 36V38L140 39V37ZM144 35V36H143ZM185 35L187 36V38L185 37ZM201 35H202V38H201ZM213 37H212V36ZM221 36V38H220V36ZM226 35V36H225ZM240 35V36H239ZM245 35V36H244ZM100 36V35H99ZM109 36H111L112 38H111V40L110 39H108V37ZM117 36H119L118 38H116ZM138 36H140L139 37V39H140V41H143L144 43H142L143 45H141L140 43L141 42H138ZM180 36H182L183 38H180ZM199 36V37H198ZM211 36V38H209ZM224 36H225V38H224ZM233 36V37H232ZM244 36V37H243ZM89 37V38H88ZM105 39H104V38ZM134 37H136V39H133ZM160 37V40H161V42H159V38ZM197 37V38H196ZM216 37H217V39H216ZM222 37H223V39H222ZM229 37V38H228ZM87 38H88V40H87ZM106 38L109 40H106ZM110 38V37H109ZM116 38V39H115ZM196 38V39H195ZM208 38V39H207ZM213 38V39H212ZM94 39V40H93ZM96 39H98V41H96ZM117 39H118V42H117ZM170 39V40H169ZM192 39L193 40H195V41H192ZM203 41H202V40ZM236 39V40H235ZM100 40V41H99ZM127 40L128 41H130V42H127ZM133 40H135V41H137L138 42V45H137V42H135V41H133ZM182 42H181V41ZM187 40V41H186ZM189 40V41H188ZM224 40V41H223ZM227 40V41H226ZM96 41V42H95ZM120 41V42H119ZM153 41H156L157 42V44H156V46L154 45V43L152 44L151 42H153ZM163 41V42H162ZM164 41H167V42H164ZM178 41V42H177ZM242 41V42H241ZM114 42V43H113ZM149 44H148V43ZM155 42V43H156ZM159 42V43H158ZM170 42H172V43H170ZM177 42V43H176ZM217 42V43H216ZM118 43V44H117ZM126 43L128 44L127 46H126ZM136 43V44H135ZM145 43H147V44H145ZM164 43H166V44H164ZM170 43V44H169ZM179 43H181L182 45H180ZM190 44L191 46H189V45H187V44ZM192 43H194V44H192ZM241 43V44H240ZM139 44H140V46L141 47H139ZM152 44V45H151ZM160 44V45H159ZM198 44V45H197ZM115 45V46H116ZM148 45V46H147ZM149 45H151V48L150 49H148L149 48ZM158 45H159V47H158ZM164 45H166L167 47H168V49H167V47H163ZM171 45H173L174 47H170ZM176 45V46H175ZM179 45V46H178ZM187 45V46H186ZM206 45V46H205ZM213 45V46H212ZM125 46V47H124ZM134 46V50H133V47ZM143 46H145V47H143ZM154 46L156 47V48H159L158 50L155 48L154 49ZM193 46V47H192ZM117 47V46H116ZM145 49V51H144V49ZM146 47H147V49H146ZM161 47H162V49H161ZM169 47L171 48L170 50H169ZM178 47H180L179 49H178V54H177V48ZM181 47H182V49H181ZM185 47H187V48H185ZM194 47H196V48H198V49H196V48H194ZM205 49H204V48ZM128 48H129V50H131V51H129L128 50ZM138 48H139V51H138ZM167 49V50H164V49ZM185 48V49H184ZM258 48V49H257ZM135 49H137V50H135ZM156 50L155 52H156V54H155V52L153 51V53L155 54V56H157V58L154 56V54H152V50ZM196 49V51H193V50H195ZM204 49V50H203ZM230 49V50H229ZM149 50H151V51H149ZM160 50L162 51L161 52V54H162V56H160L161 54H159L160 53ZM182 50V51H181ZM189 50V52H187ZM202 50V51H201ZM234 50V51H233ZM237 50V51H236ZM129 51V52H128ZM133 51V52H132ZM135 51V52H134ZM146 51H149V53L148 52H146ZM158 51H159V53H158ZM165 51H167V52H165ZM170 51H171V53H176L177 55H176V57H175V55H172L171 53H170ZM174 51V52H173ZM263 51V52H262ZM131 52V53H130ZM136 52H138V55H137V53ZM140 52V53H139ZM142 52H144V54L142 53ZM180 52V53H179ZM190 52H192V53H190ZM205 52V53H204ZM237 52V53H236ZM147 53V54H146ZM167 53H168V55H172L171 57H169L168 55H167ZM170 53V54H169ZM185 53H189L190 55L192 54L193 55V57L194 58H191V56L189 55V54H185ZM197 53H199V54H197ZM239 53V54H238ZM134 54V55H133ZM149 54V58L150 59H148V58H146V55H148ZM165 54H166V56H165ZM184 54L186 55V56H184ZM207 55V57L206 56H204V55ZM211 54V55H210ZM212 54H214L215 55V57H212V56H214V55H212ZM228 54H230L229 55V57H228V59L226 60L225 59V57H226V55H228ZM237 54V55H236ZM243 54H246V56L244 55L243 56ZM259 54V55H258ZM145 55V56H144ZM198 55L200 56V57H198ZM217 55V56H216ZM220 55V56H219ZM223 55V56H222ZM224 55H225V57H224ZM254 55V56H253ZM137 56L139 57V59H140V62H139V59H137ZM204 57V59H202L203 57ZM218 56H219V58H221V57H223L222 58V60H220L219 58H218ZM234 57L233 59H237L238 61H240V63L238 62V61H236V59H235V61L232 59V57ZM247 56H250V57H247ZM148 57V56H147ZM163 57V58H162ZM168 59H167V58ZM188 57V58H187ZM211 57H212V62H211ZM241 57V58H240ZM242 57H244L245 59H243ZM143 58H145V59H143ZM161 58H162V60L163 59H165V60H163V62L161 61ZM177 58V59H176ZM205 58H207L206 59V61H204L205 60ZM242 59V60H240V59ZM253 58H255V59H253ZM258 58V59H257ZM151 59H153V60H151ZM174 59H176L177 60V62L174 60ZM187 59V61H185ZM192 59H194V63H193V60ZM214 59H216V64H215V62L213 61ZM246 59H248L249 60V62H250V59L253 61V63H251L250 62V65L248 64L249 62H248V60H246ZM261 59V58H260ZM133 60H135L136 61V63L133 61ZM150 61L149 62V64L148 65H146V63H147V61ZM190 60V61H189ZM208 60H210V61H208ZM223 60L225 61H227V65H230L231 64V66H232V68H228L227 66H226V64H225V62H223ZM231 60H233V61H231ZM246 60V61H245ZM257 60L258 62H262L261 64L260 63H258L257 61V63H256V65L258 66H256L254 63H255V61ZM146 61V62H145ZM156 61V62H155ZM157 61H159L158 63H157ZM183 61H185L184 62V65H182V63H183ZM218 61V62H217ZM221 61V62H220ZM228 61H231V63L230 62H228ZM245 61V62H244ZM143 64H142V63ZM152 62H153V64H152ZM188 62V64L187 65H189V66H187V65H185V63H187ZM189 62H192V63H189ZM210 64H209V63ZM224 64H223V63ZM235 62V63H234ZM241 62H243V63H241ZM140 63V64H139ZM145 63V64H144ZM206 63H208V64H206ZM213 63V64H212ZM219 63V65H217ZM228 63H230V64H228ZM239 63V64H238ZM245 63H247V64H245ZM142 64V65H141ZM155 64H157V66H155ZM174 64V65H175ZM191 64V65H190ZM202 64V65H201ZM205 64V65H204ZM215 64V65H214ZM221 64V65H220ZM223 64V65H222ZM238 64V65H237ZM243 66H242V65ZM252 64V65H251ZM254 64V65H253ZM172 65V66H171ZM183 66L184 67V69L186 70H188L187 72L184 70V69H182L181 68V66ZM192 65H195V66H192ZM248 65V66H247ZM261 65V67H259ZM142 66H147V67H142ZM180 66V67H179ZM186 66V67H185ZM208 66V67H207ZM220 68H219V67ZM223 66V67H222ZM235 66H238V68L237 67H235ZM241 66V67H240ZM246 66V68L243 70V68ZM255 66H256V68H255ZM181 68L179 71H178V69L177 68ZM195 67H196V69H195ZM201 67H204V68H201ZM209 67H213V68H209ZM215 67H217L218 69V71H216V72H214L216 69H215ZM224 67L226 68L227 67V69L226 70H230V71H226L225 70V72H224ZM248 67V68H247ZM250 67V68H249ZM197 68H201L200 70L199 69H197ZM235 68V69H234ZM237 68V69H236ZM240 68L242 69L241 71H240ZM195 69V71H193ZM210 69V70H209ZM233 71H232V70ZM238 69H239V71H238ZM177 70V71H176ZM196 70H199V71H196ZM209 71V72H211V73H209V72H206V71ZM214 70V71H213ZM220 70H222V71H220ZM259 72H258V71ZM183 71H184V73L186 72L187 73V75H186V73H185V75H184V78L186 77V78H189L188 80H190V79H192L193 78V80H190L189 82H188V80H187V82H186V84L184 85V86H181V87H179L178 85V87L177 86H175L176 84H175V81H177V80H175V78L180 74L179 72H181V73H183ZM247 71V73L245 74V72ZM175 72V73H174ZM194 72V73H193ZM201 72H202V74H201ZM204 72H205V74H204ZM229 72V73H228ZM230 72H232V75L233 76H231V73ZM236 72V73H235ZM242 73V76L240 75L241 73ZM248 72H251V73H253V75L255 74V72H256V75H254V76H248ZM139 75H138V74ZM170 73H172V76H171V74ZM175 74V76H174V74ZM179 73V74H178ZM183 73V74H184ZM198 73V74H197ZM212 73H213V75H212ZM215 73H217V76H216V74ZM221 73V74H220ZM222 73L225 75V76H231V78H229V79H231V81H228L229 79H228V77H226V78H224L223 77V79H222ZM240 73V74H239ZM250 73V74H251ZM259 73V74H258ZM136 76H135V75ZM176 74H177V76H176ZM183 74H182V76H181V78H183ZM208 74V75H207ZM219 74H220V76H219ZM229 74V75H228ZM237 74H239V75H237ZM245 74V75H244ZM249 74V75H250ZM263 75V77L261 78V76ZM132 75L134 76V77H132ZM171 76V77H169V76ZM197 75V76H196ZM200 75V76H199ZM206 75V76H205ZM252 75V74H251ZM258 75V76H257ZM148 76V75H147ZM145 77L144 78V80L145 79H147L148 77H150L151 75H149L148 77ZM160 76V79H158V80H156L155 82L157 83V84H160V83H162L163 81H162V77ZM179 76V77H180ZM204 76V77H203ZM240 76V77H239ZM191 77V78H190ZM196 77V78H195ZM234 77V78H233ZM239 77V78H238ZM242 77V78H241ZM201 78H202V80H201ZM214 78V79H213ZM141 79V82H143L144 80H143V78H140ZM140 79H139V77H138V80H136V81H140ZM149 80H148V82L149 83H147V80H145L143 83H145V85L147 84V86L149 87V88H146V90L147 89H149L151 92H152V87H155L156 86V84H155V82H153L152 81V76L150 77V78H148ZM219 81H218V80ZM225 79V80H224ZM235 79V80H234ZM201 81V82H197V81ZM240 80V81H239ZM244 80H245V82H244ZM192 81H194V83L192 82ZM195 81H196V85H195ZM213 81V82H212ZM223 82V83H221V82ZM225 81V82H224ZM227 81V82H226ZM151 82V83H150ZM204 82V83H203ZM216 82V83H215ZM218 82V83H217ZM220 82V83H219ZM129 83V84H130ZM153 83V84H152ZM221 85L217 90H214V92H212L211 91V88L209 87V86H215L216 87V85ZM244 83V84H243ZM175 84V85H174ZM204 84V85H203ZM209 84H211V85H209ZM201 85V86H200ZM73 86H77V85H71V87H69V88H62L61 90H63V91H65L67 94H65L64 92L62 93V94H65L63 97H61V101H60V104H59V107H60V109H64V110H62L64 113H63V115H71V117L72 118H74V119H76V120H72L74 123L77 121V122H79V120H80V122H82L83 123V121H81V117H83V115L81 116V115H79V112H81L84 108H87L86 106L88 105L89 106V104L90 105H93L94 103V105H99V104H101L100 102V100H102L100 97H102L103 95H102V90L100 91V97H99V92L97 93V90H96V87H93V86H91V87H89V89H91L90 90V93H89V91L88 92H86V90L88 89V88H83V90L85 91V93H84V91L82 90V88L80 89L78 86L75 88L74 87V89H73ZM130 86H131V84H130ZM133 86V85H132ZM159 86V85H158ZM174 86V87H173ZM200 86V87H199ZM241 86V87H240ZM93 87V88H92ZM157 87V86H156ZM191 87V86H190ZM210 88L209 89V92L207 91V89H206V92H204V90H205V88ZM218 87V86H217ZM80 89V90H78V89ZM132 88V87H131ZM157 88H159V87H157ZM175 88V89H174ZM199 88H201V89H203V90H201V89H199ZM86 89V90H85ZM88 89V90H89ZM95 89V90H94ZM130 88H127V91L128 92H130V91H132V92H130V93H128L127 91H126V94L128 93V95H133L132 97L133 98H131V99H133V100H135V104H136V107L138 106V102H139V105L141 104V102H142V104H143V100H146L147 99V97L145 98V96H144V98H142L141 96H142V94H141V89H135V87H134V89L133 90H129ZM72 90H75V91H72ZM95 92V94H97V95H95V97L93 96L94 94V92ZM98 90H100V89H98ZM104 90V89H103ZM139 91V92H136V91ZM154 90V89H153ZM158 90H160V88L158 89ZM183 91V90H182ZM200 91V92H199ZM202 91V92H201ZM211 91V92H210ZM239 91V92H238ZM255 91V92H254ZM70 92V93H69ZM79 92H83V95H84V97H83V99H82V101H81V99H79L76 95L79 93ZM93 92V93H92ZM150 92V93H151ZM154 92H157V91H154ZM159 92V91H158ZM190 92V91H189ZM256 92H259V93H257V94H255ZM72 93H74V94H76V95H72ZM91 93L93 94V95H91ZM133 93V94H132ZM139 93H140V95H139ZM211 93V94H210ZM213 93V94H212ZM72 96H71V95ZM90 94V95H89ZM192 94H193V96H192ZM194 94H196V95H194ZM238 94V95H237ZM259 94V95H258ZM263 94V93H262ZM69 95H70V98H68L69 97ZM88 95L92 98L93 97V99H92V101L94 100L95 101V99H96V101L98 102V103H96V101L94 102H92L91 101V98H90V100H89V97H88ZM206 95V96H205ZM210 95V97H208ZM256 95H258V96H256ZM264 95V94H263ZM75 96H76V98H75ZM98 98H97V97ZM216 96V95H215ZM238 96V97H237ZM65 97H67V98H65ZM72 97H73V100H72ZM87 97V98H86ZM236 97H237V99H236ZM12 97H8L7 99H9V100H11V101H5L6 103H13V104H16L18 107H19V109H21V114H22V118L23 119H26V121H30V122H32V124H34L35 122H38L39 121V119H40V121H41V123H43V125H38L39 127H31L30 129H27V128H22V132H28V133H34V132H36V131H40V130H42V129H49L50 131H52L53 129H54V125H56V123H58L57 121V119H58V117L56 116L57 114L54 112L53 113V110H52V108H50V107H48L45 103H43V102H41V101H39L38 99H33V98H28V99H24V101H19V100H17V99H11ZM63 98V99H62ZM64 99H66V100H64ZM70 99H71V101H70ZM211 99V100H210ZM263 99V98H262ZM67 100H68V103H67V105H66V102H67ZM75 100H79V102H78V104H79V106L78 107H80V110L79 111H77L75 108L77 107L76 106V104H77V102H73V101H75ZM89 100V101H88ZM137 100V101H136ZM142 100V101H141ZM238 102H237V101ZM121 101V100H120ZM120 101H118V103L120 102ZM238 103H236V102ZM61 102H62V104H61ZM70 102H71V104H70ZM82 102H85L84 104H82ZM122 102H123V99H122ZM121 102V104L119 103V106L116 104V103H113V107L112 106H110V108H111V112H113V114L110 112V117H112V116H115L116 114V116H117V120H119V121H116L117 123H119V124H117V125H122V124H124V125H126V127H129L128 129H129V131L127 132V134H130L132 131L134 132V131H138L139 132V134L141 135V136H144L145 135V133L147 134V133H149V132H151L152 133V131H150V129L152 130V128H150L151 126L149 125V123L148 122H139V120H137L138 118H137V116H136V114H137V111L135 112V110L136 109H134V112H135V114L133 113V115H130V108H127L128 106H127V104H126V102H123L122 103ZM192 102V101H191ZM240 102V103H239ZM88 103V104H87ZM93 103V104H92ZM235 103V104H234ZM77 104V105H78ZM227 104V105H228ZM246 104V103H245ZM262 104H264V103H262ZM62 105V106H61ZM82 105L84 106V105H86L85 107H83V109H82ZM122 106V108H121V106ZM126 106V108H127V110H126V108H125V106ZM237 105V106H236ZM63 106H64V108H63ZM67 106V107H66ZM68 106L69 107H71V108H68ZM76 106V107H75ZM116 106V107H115ZM124 106V107H123ZM203 106V108H206V107H208V106H204V105H202ZM62 107V108H61ZM73 107V108H72ZM75 107V108H74ZM116 109H115V108ZM135 107V108H136ZM89 108V107H88ZM88 108L86 109V110H88ZM119 108H120V110H119ZM202 108V109H203ZM67 109H69V110H67ZM73 110L74 109V111H71L72 113L70 114V110ZM82 109V110H81ZM109 109V108H108ZM113 109H114V111H113ZM236 111H235V110ZM238 109L239 110H241V111H239V113H238ZM257 109V110H258ZM76 110V111H75ZM85 109H84V111L83 112H81V113H84L85 111H86ZM115 110H117L116 112H115ZM119 110V111H118ZM123 110L125 111V112H123ZM229 110L231 111L230 113H229ZM65 111H69V113H65ZM233 111H234V113H233ZM75 112H78L77 114L75 113ZM120 112V113H119ZM240 112H241V114H240ZM52 113L54 114L53 116H52ZM73 113H74V115H73ZM80 113V114H81ZM119 113V114H118ZM115 114V115H114ZM164 113H162L161 112V114H159L158 116H160V118L158 117V124H161V123H159V119H160V122H162V121H164L163 119H161V118H165L166 116H165V114L163 115ZM161 115L163 116V117H161ZM241 115H244V116H241ZM256 115V116H255ZM55 116H56V118H55ZM80 116V117H79ZM115 116V117H116ZM132 116V117H131ZM133 116H134V118H133ZM237 116H238V118H237ZM250 117V120H249V117ZM26 117V118H25ZM31 117V118H30ZM77 117V118H76ZM79 117V118H78ZM239 117H240V119H239ZM256 117V118H255ZM258 117V118H257ZM55 118V119H54ZM119 118V119H118ZM130 118H131V120H132V122H130L131 120H130ZM35 119H38L37 121H35ZM44 119H46V121H44ZM237 119V120H236ZM243 119H244V121H243ZM55 120H57V121H55ZM127 120H129V121H127ZM135 120H136V123L135 124H133V122H135ZM44 121V122H43ZM121 121H122V123H121ZM46 122V123H45ZM72 122V123H73ZM79 122V123H80ZM127 122V123H126ZM139 122V123H138ZM202 123H203V121H201ZM1 123V122H0ZM45 123V124H44ZM92 123V122H91ZM91 123L89 122V123H87V125L86 124H84L83 126H90L91 128H93L94 130H96V131H94L93 129H89V130H91V132H82V133H80V135H84V134H86L87 136H85L84 135V137L83 136H80L79 135V133H78V135H74L73 137H69V135H67V133L65 134V133H59V135H57L58 137H57V139H55L54 140V142L52 143V144H47V145H44L43 146V148H44V150H45V152L47 151V152H49V151H51L50 152V154H57V153H59L58 155L60 156V158H62V159H64V161H66V160H69V161H72L73 159L76 161L77 159L74 157V155L75 154H73V153H71L72 155H69V152L71 151L72 152V144H71V149H70V143L73 141V140H75L76 138H75V136H80V139L78 138V140H80L81 141V145L85 148V145H86V148H85V150L89 153V152H91V153H89L90 155H88L89 157L90 156H92V162H90L89 163V165L90 166H92V169L94 170V171H88V167L87 168H84L85 167V165L84 164H82V162H83V159H84V162L85 163H87L88 161H91L90 159H91V157L89 158L88 156H84L85 158H81V166L84 168V169H86L87 170V172H83L82 170H83V168H81L80 166H79V168L77 169H74L73 171H72V173L74 172V173H77V174H79L81 171V173L83 174V176H81L80 174L79 175H77V174H75V176H78L79 177V180H78V182L74 185V186H76V185H78V184H80V183H83V182H85L86 180H89V179H91V180H93V179H96V178H99V177H101L102 176V178L105 176V177H107V176H110L111 174L113 175V176H115V179L113 178V179H111L110 181H109V186H114V187H117L118 186V188H114V189H111L110 191H109V193H108V195H106V197L104 198V199H111L112 198V194L113 193H120L121 194V192L124 190V192L126 191V189H128V191H129V189H130V187L131 186H134L135 184H133V183H135L136 181H133V180H136V178L137 177H139V175H138V173H137V169L135 168V166H134V159H128V160H125L124 162L122 161L121 163H120V161L118 162V163H116L115 161H112V160H109L110 161V163L111 164H109V161H103V163H101V161L103 160H101V161H98V160H96L99 156H98V154L100 155L101 153H100V151H103V150H101V148L102 149H104V151L106 152V150L107 151H109L110 152V154L111 153H113V155L115 154L114 152H118L119 150H120V152H125V148H126V143L128 142V141H126V137H123L124 139L121 141L123 144H122V146H121V144H120V146L119 145H117V147L116 146H111V145H113V140H114V138H112V136H111V133L110 134H108V135H106L105 134V132H103V131H101L102 129H100V131H98L97 130V128L95 127H93L92 125H91ZM139 125H138V124ZM2 124V123H1ZM0 124V125H1ZM147 124H148V126H150L149 128H148V126H147ZM236 124V125H237ZM241 124V125H240ZM123 125V126H124ZM128 125V126H127ZM144 125H146L147 127H145ZM245 125V124H244ZM6 126V125H5ZM83 126H80V127H83ZM134 126V127H133ZM139 126V127H138ZM6 127H9V126H6ZM11 127V126H10ZM53 127V128H52ZM12 128V127H11ZM138 128V129H137ZM127 129V130H128ZM133 129H135V130H133ZM137 129V130H136ZM143 129V131H141ZM94 131V133H93V131ZM146 130H148L147 132H146ZM54 131V130H53ZM141 132V133H140ZM98 133V134H97ZM66 136V137H65ZM82 138H84L83 140H82ZM64 141H63V140ZM215 139H211V141H210V139L209 140H206V146H209V145H211L212 143H214L215 141H214ZM218 141H219V139H217ZM61 141V142H60ZM85 143V145H84V143ZM87 141V142H86ZM126 141V143H124V142ZM58 142H60V143H58ZM64 142V143H63ZM64 144H65V146H64ZM111 144V145H110ZM57 145V146H56ZM61 145V146H60ZM62 145H63V147H62ZM107 145V146H106ZM124 145V146H123ZM109 146V147H108ZM12 147V148H11ZM67 147H69V148H67ZM88 147V148H87ZM90 147H92L91 149H90ZM94 147H95V149L97 148H99L100 149V151L99 150H97L96 152L95 151H93V150H95L94 149ZM105 147H107V148H105ZM9 148V149H8ZM43 148H40L39 146H37L36 148H34L33 147V149H34V152L32 153L33 155H32V160H29V161H27V160H25V158H23V155H24V153H26L27 152V149L24 147V145L22 144L21 145V143H19L18 145H16V144H14L13 146L12 145H10V146H7V147H4V145H0V153H3V154H5L4 152H3V150H5V152L7 153V154H11L12 152V154L14 155V156H16V160L15 161H17V167L15 168V169H13V171L12 170H10L11 169V167H7L6 169L8 170H6L9 174H7V177L5 178L6 179V182H5V179H4V183H5V185H7V186H9L10 184H11V182L13 183V181L15 182V180H17V181H19V180H23L22 181V185H23V190L24 191H26L25 193H24V191L22 190V192H21V194H24L23 196V200H26V201H30V196H32V198H31V201H33V202H38V201H40V203L43 205L44 203H43V201L44 200H42V198L43 199H45V191L44 190H42L41 192H33V194H32V192L31 191H33V187H31L32 185H33V180H31V179H33V178H30V177H25L24 179L23 178H21V177H19L20 176V174L21 173H24L25 172V170L27 171H30V172H32V174L34 173L35 175L36 174H38L39 172V170H40V167H39V165H37V166H35L36 165V163H37V160L35 159L36 157H38V154L39 153H41L42 152V149ZM111 148V149H110ZM115 148H117V151H116V149ZM123 148V149H122ZM2 149V150H1ZM32 149V150H33ZM53 149H54V151H53ZM62 149H64V151H66V152H64ZM66 149V150H65ZM68 149H70V151L68 150ZM88 149V150H87ZM113 149H114V152H113ZM60 150V151H59ZM64 152H62V151ZM68 150V151H67ZM84 150V151H85ZM90 150V151H89ZM92 150V151H91ZM9 152V153H8ZM46 152V153H47ZM60 152H62V153H60ZM93 152V153H92ZM96 154H95V153ZM108 152V153H109ZM64 154V155H63ZM65 154H66V157H68L67 159H65L66 157H65ZM67 154L69 155V156H67ZM85 154H86V152H85ZM92 154V155H91ZM94 154V155H93ZM1 155V154H0ZM63 155V156H62ZM103 155H104V153H103ZM73 157V158H69V157ZM88 157V158H87ZM113 157V156H112ZM60 158H59V160H60ZM87 158V159H86ZM62 159H61V161H62ZM70 159H72V160H70ZM89 159V160H88ZM107 160H108V157L106 158ZM88 160V161H87ZM75 161H73L72 163H77L78 162V160L75 162ZM16 163V162H15ZM63 163H65V165L67 164L66 162H63ZM63 163H62V165H63ZM78 163H80V162H78ZM92 163V164H91ZM106 165H105V164ZM96 164H98V165H96ZM36 167H34V166ZM75 165V164H74ZM76 165H78V164H76ZM99 165H100V167H99ZM111 166L112 165V167H109V166ZM103 166V167H102ZM105 166V167H104ZM109 167V170L107 169L106 170V167ZM171 166L172 165H170V168H169V166L167 167V169H163L165 172L166 171H168V174L169 175H171L172 173V176H174V170H171L172 168L174 169V167L172 166V168H171ZM30 169H29V168ZM101 169V171H100V169ZM135 168V171L136 172H134L133 170H134V168ZM31 168L33 169V170H31ZM112 168V169H111ZM89 169H90V167H89ZM96 169V170H95ZM99 169V170H98ZM103 169V170H102ZM128 169H130V171L128 170ZM77 170V172H75ZM162 170V171H163ZM11 172V173H10ZM37 172V173H36ZM79 172V173H78ZM132 172V173H131ZM85 173V174H84ZM137 173V174H136ZM11 174V175H10ZM18 174V175H17ZM25 174V173H24ZM106 174V175H105ZM108 174V175H107ZM118 174H119V176H118ZM167 174V175H168ZM19 177V179H17L18 177ZM21 175H23V174H21ZM128 177H127V176ZM168 175V176H169ZM25 175H23L22 177H24ZM99 176V177H98ZM122 176V177H121ZM124 176V177H123ZM171 176V178L169 179V180H171L172 179V182L173 181H175V179H176V177L174 178V177H172ZM17 177V178H16ZM68 177V176H67ZM81 177H83L84 178V180H83V178H81ZM119 177V178H118ZM136 177V178H135ZM9 178H10V180H9ZM16 178V179H15ZM28 179V181H27V179ZM81 178V179H80ZM93 178V179H92ZM101 178V179H102ZM128 178V179H127ZM118 179H119V181H118ZM80 180H82V181H80ZM99 180V179H98ZM98 180H96L97 181V186L98 187H100V190L103 188L104 189V187H106V186H103L102 187V185L101 184H99L100 182L102 183V180H104L103 182H105L106 180H105V178L104 179H102L101 181L99 180V182H98ZM121 180V181H120ZM10 183H8V182ZM96 181H95V183H96ZM116 181V182H115ZM118 181V182H117ZM179 181H180V179H179ZM194 181H196V180H194ZM192 181H190L189 182V184H190V189H191V187L192 188H194V186H196L199 182L198 181H196V182H192ZM29 184V187L30 188H28L27 186H28V184ZM31 183V184H30ZM113 183H116L117 185H112ZM197 183V184H196ZM206 183V182H205ZM26 186H25V185ZM202 184H203V182H202ZM208 184H210V183H208ZM208 184H206L207 186H209ZM31 185V186H30ZM71 187V185L70 186H66V189L67 190H69V188ZM32 188V189H31ZM124 188V189H123ZM134 188L135 187H133V190H134ZM25 189H30L31 191H27V190H25ZM120 189H123V190H120ZM192 190V189H191ZM38 191H40V190H38ZM91 191H94V192H96V189L94 190V189H92ZM31 193V195H30V193ZM44 192V193H43ZM130 192V191H129ZM43 194V196H42V194ZM67 193H68V191H67ZM126 193V192H125ZM20 194V195H21ZM28 194V195H27ZM36 194V195H35ZM38 194H39V196H38ZM122 194H124V193H122ZM25 195H27V197L25 196ZM30 195V196H29ZM41 195V196H40ZM17 196V195H16ZM34 196H38L37 198L36 197H34ZM26 197V198H25ZM28 197H29V199H28ZM84 197V196H83ZM104 197V196H103ZM17 199H21V198H19L18 196L16 197ZM39 198H41V200L39 199ZM33 199V200H32ZM38 199V200H37ZM30 201V202H31ZM45 201H47V200H45ZM44 201V202H45ZM232 201H234L233 203H232ZM82 202V201H81ZM108 202V201H107ZM134 202H136V200H134ZM59 203V202H58ZM230 204L229 205H233L234 203H236L237 204V201L235 200V199H233V200H230V202H229ZM146 204L147 203H145L144 201H140V202H136L134 205H135V210L136 211H138L140 214L141 213H143V212H145V210H146ZM66 210H67V208H66ZM56 212H58V213H60V214H62V216L60 215V214H58L57 213V215H56ZM55 212V214H53V216H51V219H54L53 221H55V222H53L52 220V223H53V227H52V229H53V234H55V232H56V228L60 231L61 230V232H62V234H60L61 236H60V238H59V240H58V237L56 238L55 236H53V237H51V239H47V240H45L44 239V237H41L40 239H37L36 240V242L34 241V243L32 244V246L30 247V249H29V253H28V262L27 263H31V264H40V263H43V261L44 262H47V261H49V263L48 264H57L58 263V261H59V263L58 264H70V262H68L67 260H68V257H67V254H66V251L63 253L62 252V254H61V250L63 251V249L65 248V246H64V243L67 241V239H65L63 242H62V240L61 239H64V238H66L65 236L67 235L66 234V232L68 233L69 232V230H67L68 228L66 227V226H68V225H70L71 223L69 222V220H70V218H69V211H67V213H66V211H56ZM118 213H114V215H111V217L110 216H108V220L107 219H105L106 221L104 222V224L103 225H95V223L94 222H92V221H90V222H82V221H79L77 224H78V227H79V231H87V230H97V231H100V232H107L108 230H110L112 227L114 228V229H116V227H117V229L115 230L116 232H119V233H117V234H113L111 237H110V239H105L104 240V242L106 243V244H112V245H115V248H116V250H114V251H116V252H114V256L116 255V256H119V257H121V255H122V258L120 259V258H118V260H113V258H114V256H113V254H112V252H109L108 251V253H102V251H100L102 254H99L97 257H101L102 255H105V256H103L102 258H100V259H102V260H104L103 262V264H137L138 262L139 263H141L143 260H145V258H146V260L145 261H147V259H149V260H152V264H154V263H156L157 261H155V260H157V258H158V255H157V252L156 251H144V252H146V253H143V254H141V255H139L135 260H133L132 262H128L127 260H125V256L126 255H124L123 254V252L124 253H127V252H125V250L126 251H128V250H130V249H132V248H140V247H147L148 245H146L147 243H145V242H143L142 241V238L140 237V236H135V235H133V233H132V229L130 228V223L128 222V221H126V219L124 218V217H121V216H123V215H121L120 216V214H121V212H119V211H117ZM67 214L68 216V218H69V220H67L66 219V217H63V216H66L65 214ZM87 213V212H86ZM92 214H95L94 213V211L92 212ZM118 214V215H117ZM56 215V216H55ZM59 215V216H58ZM87 215H91V214H86V216ZM76 216H78L77 214H76ZM83 216H85V215H83ZM54 217V218H53ZM56 217H58V218H56ZM73 217V216H72ZM62 218V219H61ZM64 218V219H63ZM105 218H107V217H105ZM60 219V220H59ZM67 221H66V220ZM72 219V218H71ZM60 221V222H59ZM68 222H69V224H68ZM108 222V223H107ZM73 223H75V222H73ZM91 223V224H90ZM93 223V224H92ZM89 224V225H88ZM119 224V225H118ZM86 225V226H85ZM113 225V226H112ZM90 226V227H89ZM93 226H96V227H93ZM123 226V228H121ZM64 227V228H63ZM228 227H230V226H228ZM65 228H67L66 229V231H65ZM51 229V230H52ZM64 229V230H63ZM105 229H107V230H105ZM228 229V228H227ZM63 230V231H62ZM120 230H123V231H125V233L123 232V233H121V231ZM44 231H47V232H50L48 229L47 230H44ZM78 231V232H79ZM4 231H2V230H0V234H2V235H0V236H2V237H4V238H2V237H0V241L2 240V242H0V264H9L8 262H10L9 260H7V258L8 257H10V255L11 254H7V253H10V252H12L11 250V248H10V246H15V247H20V246H23V243L22 242H20L19 241V234L17 235V236H14V235H12L11 234V236L9 235V234H6L7 236H5V233H3ZM47 232H45V233H47ZM64 232V233H63ZM249 232H251V227H248V226H246L245 228H242V229H238V230H235V231H233V232H230L231 234H229L228 236H229V238L230 239H235V237L237 236V235H247V233H249ZM245 233V234H244ZM262 234H264V233H262ZM65 235V236H64ZM63 236V238H61ZM69 236H70V234L68 235V238H69ZM73 236H74V234H73ZM121 236H122V238H121ZM227 236V237H228ZM263 237H264V235H263ZM17 238V239H16ZM57 240H56V239ZM106 238H109V236H107ZM7 239V240H6ZM10 239V240H9ZM44 240L47 242V244H46V242H44ZM118 240H123V243H121V244H119V241ZM227 240V239H226ZM226 240H224V241H222L221 242V245H224L223 244V242H226ZM41 241V242H40ZM58 241V242H57ZM44 242V243H43ZM100 242H103V241H100ZM99 242V243H100ZM139 243H143V245H141V246H137V244H139ZM2 244V245H1ZM39 245H40V247H39ZM48 245V257H49V260H46V258L44 257V254H43V248L44 247H46ZM8 246V247H7ZM51 246V247H50ZM62 246H64V247H62ZM2 247H3V250H2ZM7 247V248H6ZM34 247V248H33ZM14 248V247H13ZM31 248H32V250H31ZM34 249V250H33ZM56 249V250H55ZM1 250H2V252H1ZM9 250V251H8ZM40 250V251H39ZM60 250V251H59ZM3 251H5V252H3ZM52 251H53V253H52ZM35 253V255H33V257H32V253ZM44 252H46V250L44 251ZM56 252V253H55ZM37 253V254H36ZM155 253V254H154ZM41 254H43L42 256H41ZM57 254V255H56ZM64 254V255H63ZM154 254V255H153ZM31 255V256H30ZM108 255V256H107ZM143 255H144V257H143ZM8 256V257H7ZM54 256V260H53V263H51V259H52V257ZM146 256V257H145ZM87 258H89V259H87V258H85L86 260H88L90 263H94V264H98L100 261V259H92V258H90L89 257V255L88 256H86ZM67 258V260H65ZM105 258V259H104ZM154 258H155V260H154ZM9 259V258H8ZM110 259H112L111 261H109ZM114 259H116V258H114ZM34 260V261H33ZM46 260V261H45ZM58 260V261H57ZM105 260H106V262H105ZM108 260V261H107ZM142 260V261H141ZM56 261H57V263H56ZM97 261H99V262H97ZM127 261V262H126ZM141 261V262H140ZM155 261V262H154ZM33 262V263H32ZM201 263H203V264H209V261H206V262H203V261H200ZM138 263V264H139ZM200 263V264H201ZM44 264V263H43ZM196 264H199V262L198 263H196Z\"/></svg>",
    "mask_w": 264,
    "mask_h": 264
},
{
    "label": "water",
    "instance_id": "obj_3",
    "mask_svg": "<svg viewBox=\"0 0 264 264\" xmlns=\"http://www.w3.org/2000/svg\"><path fill=\"white\" fill-rule=\"evenodd\" d=\"M10 91V90H9ZM5 93H7L6 95H8L9 97H12L11 99H17V100H19V101H24V99H28V98H33V99H38L39 101H42L43 102V100L46 98L47 99V96L45 95H43L42 93H37V92H31V93H29V91H24V92H20V91H18V92H13V93H8V91H5ZM59 103H60V101H59ZM59 103L57 104L56 103V105L58 106L57 108H54V107H52V106H49V105H47L48 107H50V108H52V110L56 113V114H60L59 113V111H57V110H59L60 109V107H59ZM60 116V115H59ZM119 124V123H118ZM118 128L119 127H121V126H123L124 124H122V125H117V124H115ZM55 127H54V129H56V126H57V123H56V125H54ZM125 127V126H124ZM0 128L3 130H5V131H8V132H10V131H13V132H15V133H17V134H19V135H30V133H19V132H17V131H14V130H12V129H9V128H7V127H3V126H1L0 125ZM53 128V127H52ZM10 130V131H9ZM128 131V130H127ZM1 132V131H0ZM47 132H51L49 129H44V130H40V131H36V132H34L35 134L34 135H41V134H43V133H47ZM131 133H133V131L131 132ZM22 139H24V138H22ZM121 144V141L118 143V145H120ZM135 152V151H134ZM133 151L130 153V154H127L126 152H119V153H122L121 155L122 156H125L126 157V160H128V159H136V161L138 160L136 157L137 156H134L135 155V153H134ZM104 157V156H103ZM106 157H108V156H106ZM115 157V156H114ZM114 157H112V156H109V158H108V160H112V161H114ZM23 158H25V155H23ZM81 158H85V157H81ZM123 159V158H122ZM104 160V159H103ZM125 160V159H124ZM14 161V162H13ZM13 161H11L12 163L11 164H13L14 166H16L17 167V161H15V159L13 160ZM16 162V163H15ZM88 163H90V162H87V163H82V164H84L85 165V168L87 167V166H90ZM8 165H10V164H8ZM15 167V168H16ZM91 167V166H90ZM89 169V168H88ZM108 194V193H107ZM14 193L12 194V198H16V195H14ZM21 196V195H20ZM17 199V198H16ZM100 199H102V198H100ZM99 203H103V204H101L102 206H103V208H102V211H100V212H96L95 211V209L93 208V206H91V205H89V207H87V208H90L91 210L88 212V214H91V215H87L86 216V212H83V215H85V216H82V217H79V216H75V217H72L71 216V213H72V211H73V213H74V210L72 209V208H69V207H67V210H69V217H70V220L68 219V217L66 218V219H68L69 220V222H79V221H82V222H90L91 220L93 221L94 219H101V218H104V217H108V216H111V215H114L113 213H118L117 211H118V208L119 207H117V206H112V204H108L107 203V200L106 199H103V200H101ZM94 211V213L95 214H92V212ZM72 218V219H71ZM51 220H54V219H51V218H49V220H48V225L49 226H46V228L47 227H50L49 229H51L52 228V225H53V223H51L52 221ZM72 222V223H73ZM98 225H100V224H98ZM132 228H133V226H132ZM48 229V230H49ZM45 232L46 231H44V230H41V232H39V234L37 233V234H35V236L33 237V238H35V237H44V238H46L45 236H48V232H47V234H45ZM35 240V239H34ZM34 240H32V242L30 243V244H33V242H34ZM25 243H23V247L25 246L24 245ZM149 246V245H148ZM16 248H18V247H16ZM22 248V247H21Z\"/></svg>",
    "mask_w": 264,
    "mask_h": 264
}]
</instances>
